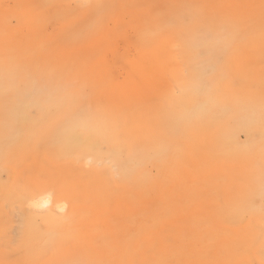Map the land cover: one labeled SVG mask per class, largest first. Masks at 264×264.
<instances>
[{
	"label": "rangeland",
	"instance_id": "374dc122",
	"mask_svg": "<svg viewBox=\"0 0 264 264\" xmlns=\"http://www.w3.org/2000/svg\"><path fill=\"white\" fill-rule=\"evenodd\" d=\"M91 1L6 0L30 17L26 27L18 16L0 27V264H188L226 237L227 264H264V0ZM193 18L206 22L201 33L213 31L226 45L217 54L189 46L216 89L193 117L226 171L192 184L175 172L164 199L153 200L156 165L172 151L159 147L163 109L149 106L152 94L128 87L126 44L149 46L166 29L181 39L176 27H191ZM27 85L50 89L56 102L17 108ZM193 93L180 101L183 111L195 104ZM233 103L244 126L231 118ZM109 134L135 149L134 179L121 174ZM87 153L104 160L87 164ZM148 154L153 162L142 158ZM41 190L68 199V209L29 206L27 195ZM195 206L191 229L185 221L155 232ZM175 229L183 243L159 250L160 235L170 241Z\"/></svg>",
	"mask_w": 264,
	"mask_h": 264
},
{
	"label": "bare ground",
	"instance_id": "6f19581e",
	"mask_svg": "<svg viewBox=\"0 0 264 264\" xmlns=\"http://www.w3.org/2000/svg\"><path fill=\"white\" fill-rule=\"evenodd\" d=\"M92 1L94 6H97L96 0ZM189 14L191 15L192 13L189 12ZM11 16L20 17L24 22L22 24L24 27L27 26L25 22L30 17V15L26 16V14L18 15L13 9L6 6V0H0V27L4 28ZM193 24L199 26L197 28L199 33H192ZM202 24H206V22L195 21L193 18L192 26L189 28L178 25L176 30L181 35V39L177 38L169 29H166L155 33L150 40L149 46L135 42L133 39L126 44L128 48L127 60L124 62L123 68L129 70L128 73H130L131 84L128 87L142 97L152 94L149 106L154 109H163L160 114L165 120L166 131L161 136L160 141L162 143L159 144V147L166 146L169 153L172 151L168 157H165V160L156 165L157 172L154 178L152 179V175L150 176L154 188L153 200L164 199L165 193L169 189L166 182L174 179L175 172L179 175V182L192 184L198 179L209 178L214 173L220 172L223 174L226 171L223 161L214 160L217 153L212 143V137L201 130L196 124L192 113L193 109L195 110L199 106L208 104L210 102V93L216 89L214 82L203 76L202 65L199 62H194L191 58L190 44H193L192 48L194 51L199 46L212 54L223 53L226 47L222 43L221 38L214 34L213 31H211V35L201 33L204 30ZM191 65L193 66L192 72L186 74V67ZM192 93H197L194 100L195 104L187 105L183 111L180 101ZM55 99L54 92L50 89L27 85L26 92L18 99L16 107L22 106L23 109L28 104H34L44 109L56 102ZM177 109H180L181 113ZM229 109H231V118L234 119V122L244 126V120H242L244 111L240 104L233 103L229 105ZM174 115L175 119L172 122ZM92 122L102 123L99 116H94ZM170 122H172L174 129H177L175 133L171 131ZM236 127L239 128V126ZM105 139L110 143L108 147L113 150L117 158L121 174L126 175L128 179H134L136 176L132 177L130 165L134 160L135 149L133 147L122 149L120 142L113 134L106 135ZM147 156L153 162L151 154L144 155L142 158ZM85 158L87 164L104 160L102 157L95 160L92 153H87ZM27 201L29 206L35 209L48 208L65 211L69 207L68 199H55L51 190L31 192L27 195ZM245 209L246 207L234 209L231 214L238 218ZM199 210V206L188 207L185 212L177 214L169 221H164L155 232L161 234L171 226L178 229L181 226L180 224L185 221V226L191 229V227H194L193 216ZM176 229L170 234V241L166 236L160 235L161 239L158 240L159 245L157 247L159 250H166L183 243L181 240L183 232ZM240 229L232 227V233H238ZM188 232L190 234L193 230ZM228 240L229 237H226L212 243L211 247L205 252L207 257L201 260L191 259L188 264H198L206 260L212 261L213 264H227L226 255L229 253V249L224 248V245ZM195 245L190 244V249H194ZM210 257L212 258L210 259Z\"/></svg>",
	"mask_w": 264,
	"mask_h": 264
}]
</instances>
